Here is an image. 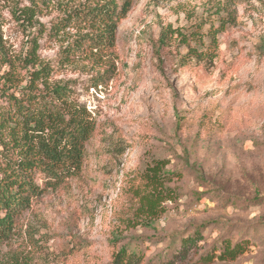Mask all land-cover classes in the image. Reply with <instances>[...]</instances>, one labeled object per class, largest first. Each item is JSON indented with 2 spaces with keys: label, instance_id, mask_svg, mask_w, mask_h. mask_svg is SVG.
<instances>
[{
  "label": "rangeland",
  "instance_id": "obj_1",
  "mask_svg": "<svg viewBox=\"0 0 264 264\" xmlns=\"http://www.w3.org/2000/svg\"><path fill=\"white\" fill-rule=\"evenodd\" d=\"M176 3L133 0L110 80L96 85V73L79 66L52 74L53 83H70L96 130L80 174L22 216L6 249L32 264H111L130 243L158 263L201 227L202 253L249 244L236 261L215 264H264V0H241L217 45L190 41L205 53L198 59L178 42L158 44L168 25L190 33ZM56 16L48 8L38 20L48 25ZM0 18L7 53L25 56L28 37L3 3ZM39 46V57L56 64L58 44L44 37ZM156 161L174 173V199L150 225H138L145 218L135 193Z\"/></svg>",
  "mask_w": 264,
  "mask_h": 264
},
{
  "label": "trees",
  "instance_id": "obj_2",
  "mask_svg": "<svg viewBox=\"0 0 264 264\" xmlns=\"http://www.w3.org/2000/svg\"><path fill=\"white\" fill-rule=\"evenodd\" d=\"M28 5H24V2ZM195 1V5H192ZM156 0L183 11L190 33L172 25L159 35L160 48L185 45L191 57L203 56L191 47L209 38L217 45L227 25L235 20L241 0ZM199 2V3H198ZM28 37L27 54L11 57L6 49L0 18V264H32L22 253L6 249L19 238L20 220L50 190H57L82 171L87 146L96 122L87 108L74 98L70 83H53L57 68L76 66L95 72L96 85L110 80L116 71L114 49L120 22L128 15L133 0H0ZM57 16L48 25L38 17L45 9ZM36 30V31H34ZM47 37L58 44L56 64L43 61L39 40ZM23 71H26L23 74ZM168 163L156 161L145 171V188L137 189L138 210L150 225L164 211V202L174 199L168 186L174 173ZM137 224L135 223L134 226ZM202 228L183 237L181 246L161 262L146 259L143 251L129 243L118 249L111 264H215L236 261L249 244L224 243L219 253H202ZM33 238V237H31Z\"/></svg>",
  "mask_w": 264,
  "mask_h": 264
}]
</instances>
